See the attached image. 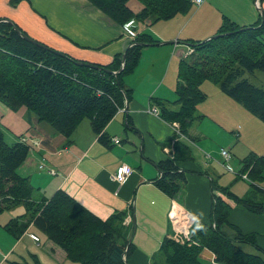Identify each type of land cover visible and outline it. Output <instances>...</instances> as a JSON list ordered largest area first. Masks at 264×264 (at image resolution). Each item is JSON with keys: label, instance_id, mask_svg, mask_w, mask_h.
Here are the masks:
<instances>
[{"label": "crops", "instance_id": "crops-1", "mask_svg": "<svg viewBox=\"0 0 264 264\" xmlns=\"http://www.w3.org/2000/svg\"><path fill=\"white\" fill-rule=\"evenodd\" d=\"M12 1L0 0V21L14 23L29 38L77 62L106 66L143 31L156 41L142 48L137 65L122 78L129 100L103 130L105 143L86 119L67 139L25 108L14 112L0 103L5 140L11 135L12 143L21 137L27 139L29 154L17 173L27 178L38 201L62 191L101 220L130 210L131 222L125 224V237L131 239L133 248L127 264H155L163 241L174 234L168 219L172 204L190 214L195 225L209 224L211 183L216 181L221 187L220 177L226 172L218 165L221 149L230 148L241 158V170L226 172L229 181L234 178L254 183L240 175L249 173V169L243 170L246 159L264 156V124L217 86L213 84L209 90V82L201 84L206 99L197 106L199 119L191 124L187 136L175 133L171 123L149 109H160L156 102L176 101L178 65L188 43L202 42L229 24L242 30L254 26L264 19V0H205L198 7L191 4L187 14L169 20L128 23L125 29L132 31V37L124 26L115 24L87 0ZM113 138L120 143L113 144ZM174 140L188 147L192 160L176 163L186 183L174 197H169L155 182L161 176L157 165L173 158ZM234 157L233 153L229 166ZM41 163L56 174L39 170ZM122 164L132 173L117 190L111 175ZM262 175L255 185L264 192V172ZM239 184L232 193L236 197L254 202L264 199V195H256L251 188L247 190ZM215 194L231 208L229 224L242 234L254 235L256 246L245 244L255 252L252 254L264 253V213H251L219 192ZM23 213L22 207H16L0 215V264L31 263L30 255L37 256L42 264H70L65 253L36 234L32 225L19 239L4 230L10 219ZM32 233L40 238L39 242L29 239ZM213 258L207 250L200 254L207 264Z\"/></svg>", "mask_w": 264, "mask_h": 264}, {"label": "trees", "instance_id": "trees-1", "mask_svg": "<svg viewBox=\"0 0 264 264\" xmlns=\"http://www.w3.org/2000/svg\"><path fill=\"white\" fill-rule=\"evenodd\" d=\"M87 1L122 27L132 21L143 24L147 19L151 22L169 20L187 14L191 9L190 0H135L142 5L138 12L128 7L130 0ZM12 26L14 23L0 21V103L14 112L25 108L38 121L49 124L67 139L86 119L93 132L100 136V141L105 143L103 130L129 100L122 78L133 71L142 48L152 46L156 41L144 31L136 35L122 55L101 66L118 72L125 56L121 71L111 75L77 65V61L67 55L62 57L28 43ZM217 34L223 35L204 43L187 44L196 47L197 54H194L193 62L182 59L178 65L176 101L156 102L160 118L168 123L177 122L184 136H187L191 124L199 119L196 108L206 99L200 86L206 81L218 86L221 92L264 124V89L242 76L245 72H264V19L243 30L229 24ZM172 148L173 158L157 165L161 176L155 182L157 188L169 197H174L186 183L184 172L176 163L192 160L186 145L174 140ZM28 154L29 148L19 141L7 144L0 127V215L10 208L24 209L22 215L3 226L4 230L19 239L32 225L36 234L60 248L70 263L127 264L133 246L131 239L125 237L126 228L122 225L125 213L101 220L62 191L38 204L32 202L33 188L27 178L17 173ZM247 169L249 181L254 182L252 191L264 195L255 185V181L261 179L264 156L246 159L243 170ZM211 188L209 224L194 225L196 229L185 245L165 239L160 251L165 252L166 264H207L200 259L203 250L214 256L209 264H264V253L249 254L240 249L239 243L256 246L255 237L242 234L229 224L231 208L215 193L219 192L254 214L264 213V202L238 198L214 181ZM30 261L13 264H42L34 255H30Z\"/></svg>", "mask_w": 264, "mask_h": 264}, {"label": "built area", "instance_id": "built-area-1", "mask_svg": "<svg viewBox=\"0 0 264 264\" xmlns=\"http://www.w3.org/2000/svg\"><path fill=\"white\" fill-rule=\"evenodd\" d=\"M190 1L194 6L198 7L205 0H190ZM124 29H125V26H124ZM125 30L131 37L133 36L132 31L128 30V28H126ZM118 110L121 111V109H118ZM149 112L155 116H160V112L156 106L151 107L149 109ZM171 126H172L173 130L175 131V133L181 135L180 130H179V125L177 124V122L171 123ZM26 141H27L26 138L21 137L19 139V142L23 143V144H25ZM111 141H113L112 142L113 144H119L120 143V140L117 138H113V139H111ZM165 151L168 154V150L165 149ZM220 155H221V158L223 159V162H224L221 165L226 170H228V165H226V163H228L230 160V154H229L228 150L227 149H221ZM38 169L46 172L49 175H55L56 174V172L54 170L47 168L43 163L39 164ZM131 173H132V170L128 166L122 164L117 168L116 172L111 175L112 180L117 185V190H119L120 187L125 183V181L127 180L128 176ZM240 177L247 180L248 174H241ZM168 219L170 221L172 230L174 232V234L170 236V239H172L176 243H181V244H183V239H185L186 242H189L190 241V230L195 225L193 217L190 214H188L185 210L180 209L175 204H172L171 209L168 213ZM129 222H131L130 216L125 218L124 223L126 224ZM28 236H29V239H31L33 242H39V237L37 235L32 233V234H29ZM188 245H190V244H188Z\"/></svg>", "mask_w": 264, "mask_h": 264}, {"label": "rangeland", "instance_id": "rangeland-1", "mask_svg": "<svg viewBox=\"0 0 264 264\" xmlns=\"http://www.w3.org/2000/svg\"><path fill=\"white\" fill-rule=\"evenodd\" d=\"M190 3H191V1H190ZM192 4V3H191ZM127 5H128V7L129 8H131V10H133L134 12H137L138 11V9L140 8L141 9V7H142V5L141 4H139L138 2H136L135 0H130L128 3H127ZM193 5V4H192ZM227 33H230L231 34V32H227ZM214 35H216V34H214ZM214 35H212V36H214ZM187 48V49H186ZM185 49H186V52L184 53V60H186V61H188V62H193L194 61V59H195V57H196V55H194V54H197V50H196V47H194V46H191V45H187L186 47H185ZM242 76H243V78H246V79H248V81L250 82V83H252L253 85H255V86H257V87H260V88H263L264 89V72H260V71H254L253 73H248V72H245V73H243L242 74ZM207 84H209V83H207ZM211 86H213V84H209V87H207V89H211L212 87ZM215 87H216V85H215ZM218 87V86H217ZM216 87V88H217ZM206 89V88H205ZM218 89H219V87H218ZM203 91H204V89H202ZM220 90V89H219ZM203 93H205V94H207L205 91L203 92ZM3 104H1V106H2ZM0 106V110H3L2 109V107ZM4 106V105H3ZM174 108V107H173ZM159 110V109H158ZM160 112V111H159ZM198 115V112H196V116ZM4 124V122L3 121H1L0 120V127L2 128V130H3V132H4V134H5V128H4V126H2L3 124ZM178 124V123H177ZM5 125V124H4ZM179 125V124H178ZM6 127V126H5ZM6 129L8 130V128L6 127ZM9 131V130H8ZM7 139H10V140H8L7 141ZM7 139H6V143L7 144H11L12 143V141H13V136L11 135V136H7ZM230 146H232L231 144H229ZM228 152L230 153V156H232V154L234 153L235 154V156L236 157H234V159H233V162L232 161H230V166H229V162H228V169L229 170H226L225 168H223L222 167V165L221 164H223V159L221 158V163H218V165L222 168V169H224L226 172H229V171H232L231 169H233L234 171H239V170H241V164L239 163V160L238 159H241V158H239V156H238V154H236L235 152H233L232 153V151H231V149L230 148H228ZM237 152H238V148H237ZM243 160V159H242ZM226 165H227V163H226ZM226 172H224V175L223 176H221L220 177V182H221V187H225V188H227L231 193H233L234 194V191H233V189H234V187H236V184L237 183H240L239 185H242V187H245V188H247V190L248 189H250L251 188V191H252V184L253 183H248V182H244V181H234L235 179L234 178H232L231 179V181H229V175H228V173H226ZM263 172H264V169H263V171H262V173H261V177L263 178ZM218 176H220V174H218ZM216 182V181H215ZM220 186V185H219ZM256 195H260V196H263L262 194H259V193H256ZM32 202H34V203H36V204H38V203H40L41 202V200H37L35 197H34V194L32 193ZM261 202H264V199L261 201ZM0 205H2V201H0ZM129 213H130V210H128V212H125V217H124V219H123V222H122V225L126 228V226H125V223H124V221H125V218H127L128 217V215H129ZM3 216H5V213H4V215ZM170 222V221H169ZM170 226H171V224H170ZM172 228V227H171ZM194 229H196V226H193L192 227V229L190 230V236H191V233L194 231ZM229 233L232 235L233 233L232 232H230L229 231ZM231 237H233V236H231ZM170 239V238H169ZM170 240H172V239H170ZM173 241V240H172ZM173 242H175V241H173ZM176 243V242H175ZM188 242H186V240L185 239H183V244H181V243H177V244H179V245H185V244H187ZM238 246L240 247V249H242L244 252H246V253H250V254H252V253H255L252 249H250V246H248V245H245V244H242V243H239L238 244ZM70 264H77V263H70ZM155 264H166V255H165V252H163V251H160V253H159V256H158V258H157V260H156V262H155Z\"/></svg>", "mask_w": 264, "mask_h": 264}, {"label": "water", "instance_id": "water-1", "mask_svg": "<svg viewBox=\"0 0 264 264\" xmlns=\"http://www.w3.org/2000/svg\"><path fill=\"white\" fill-rule=\"evenodd\" d=\"M8 23L11 24L9 21H8ZM12 28H13V30L18 34V36H19L21 39H23L24 41H26V42H28V43H31V44H33V45H36V46H38V47H41V48H43V49H45V50L51 51V52H53V53H55V54H58V55L64 57L63 54H61V53H59V52H57V51H55V50H51L50 48H48V47H46V46H44V45H42V44L36 42L35 40L29 38L28 36H26L25 34H23L22 32H20L19 29H18L17 27L12 26ZM226 34H230V33H226ZM222 35H223V34H216V35H214V36H211V37L207 38L206 40H203L202 43H204V42H206V41H208V40L215 39V38H217V37H219V36H222ZM124 61H125V56L122 57V60H121V66H120V69L118 70V72L121 71V69L123 68ZM75 63H76L77 65H83V66L89 67V68H91V69L101 70V71H104V72H106V73H108V74H111V75H116V74L118 73V72H112V71H109V70H107V69H105V68H103V67H101V66H94V65H90V64H86V63H82V62H75Z\"/></svg>", "mask_w": 264, "mask_h": 264}]
</instances>
